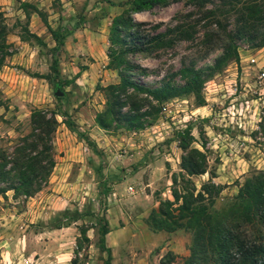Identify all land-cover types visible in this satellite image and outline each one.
<instances>
[{"label":"rangeland","instance_id":"1","mask_svg":"<svg viewBox=\"0 0 264 264\" xmlns=\"http://www.w3.org/2000/svg\"><path fill=\"white\" fill-rule=\"evenodd\" d=\"M129 1L0 0L11 48L0 66V146L10 149L28 131L33 107L53 108L58 121L52 137L55 163L46 183L30 196L11 189L0 193V264H105L106 253L98 248L105 218L145 223L158 199L172 198V175L183 173L196 189L206 180L207 172L188 176L180 168L182 138L186 148L203 153L215 174L211 180L222 186L216 207L226 204L247 176L264 171V45L238 40V62H228L204 81L202 103L192 93L168 98L141 128L103 129L95 123L104 102L101 86L118 81L116 67L108 65L111 20ZM194 10L186 0H168L132 17L152 34ZM47 25L63 33L57 48ZM203 30L196 24L191 37L170 47L126 53L145 68L135 69L134 78L158 84L184 64L211 63L220 49L202 42ZM172 81L182 78L175 74ZM56 87L61 94H54ZM183 231L188 247L191 233ZM126 242L115 252L114 264H183L188 254L165 252L158 259L159 243L147 254L143 236L138 243Z\"/></svg>","mask_w":264,"mask_h":264},{"label":"trees","instance_id":"2","mask_svg":"<svg viewBox=\"0 0 264 264\" xmlns=\"http://www.w3.org/2000/svg\"><path fill=\"white\" fill-rule=\"evenodd\" d=\"M166 1L130 0L125 10L112 17L107 56L108 65L116 67L118 81L101 86L103 107L94 115L99 127L141 128L150 123L164 100L181 94L192 93L202 103L199 91L204 81L228 62H238V40L252 47L264 45V0H186L195 7L194 12L181 13L175 24L152 34L141 29L132 17V12ZM196 24L204 27L202 42L220 49L211 63L184 64L158 84L134 78L135 69L144 72L145 68L130 61L126 53L170 47L176 40L191 37ZM47 28L57 48L62 44L63 33L49 25ZM27 35L39 41L36 34L27 32ZM10 52L0 11V66ZM51 65L55 68V57ZM175 74L180 75L181 82L172 81ZM56 114L50 107L31 108L28 131L19 135L10 149L0 146V193L11 189L14 195L30 196L46 183L55 163L52 137L58 123ZM62 121L75 129L73 122ZM180 147L183 153L179 163L184 173L189 176L207 172V178L196 189L183 173L172 175V198L158 199L145 223L152 230L190 231L183 264H264V171L247 176L227 203L216 207L214 201L222 186L211 180L214 171L208 169L199 149L186 148L183 138ZM107 230L105 218L100 225L98 243V248L106 253L105 264L110 259L109 247L104 243ZM79 232L84 233V229L79 227Z\"/></svg>","mask_w":264,"mask_h":264},{"label":"crops","instance_id":"3","mask_svg":"<svg viewBox=\"0 0 264 264\" xmlns=\"http://www.w3.org/2000/svg\"><path fill=\"white\" fill-rule=\"evenodd\" d=\"M116 221L117 220H115V222L108 221V230L104 234V243L110 250L109 264H114L115 252L120 247L125 246L127 240L129 242L138 243L142 236L145 238L147 244V254H149L158 243L160 244L158 248V259L165 252H169L174 255V257L187 253L188 248L186 242L188 240V235L181 229L169 232L164 230H152L146 223L141 222L139 218L138 220H131V222L126 225L120 224L119 222L116 223ZM168 262L169 261L165 260L161 263L168 264Z\"/></svg>","mask_w":264,"mask_h":264},{"label":"water","instance_id":"4","mask_svg":"<svg viewBox=\"0 0 264 264\" xmlns=\"http://www.w3.org/2000/svg\"><path fill=\"white\" fill-rule=\"evenodd\" d=\"M61 93H62V91L60 90L59 87H56V88L54 89V94H55V95H59V94H61Z\"/></svg>","mask_w":264,"mask_h":264},{"label":"built area","instance_id":"5","mask_svg":"<svg viewBox=\"0 0 264 264\" xmlns=\"http://www.w3.org/2000/svg\"><path fill=\"white\" fill-rule=\"evenodd\" d=\"M127 187H128L129 189L131 188V186H129V185H128ZM112 193H113V192H112Z\"/></svg>","mask_w":264,"mask_h":264}]
</instances>
